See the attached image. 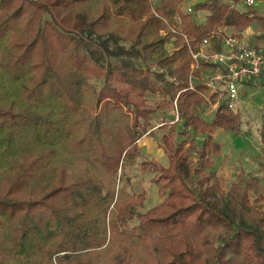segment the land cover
<instances>
[{
    "label": "trees",
    "instance_id": "obj_1",
    "mask_svg": "<svg viewBox=\"0 0 264 264\" xmlns=\"http://www.w3.org/2000/svg\"><path fill=\"white\" fill-rule=\"evenodd\" d=\"M183 1L0 0V264H264V184L216 171V131L240 134L241 113L222 98L206 118L215 66L191 69L204 39L219 50L264 16L205 0L198 22ZM158 107L182 121L169 166L142 161L163 199L140 212L121 170Z\"/></svg>",
    "mask_w": 264,
    "mask_h": 264
},
{
    "label": "rangeland",
    "instance_id": "obj_2",
    "mask_svg": "<svg viewBox=\"0 0 264 264\" xmlns=\"http://www.w3.org/2000/svg\"><path fill=\"white\" fill-rule=\"evenodd\" d=\"M196 0H186L183 10L187 12V8L193 9ZM238 10H247L251 8L259 15L264 16V0H257L253 5H248L245 2H241L236 5ZM192 16L195 20L204 22L206 13L203 11H192ZM47 16L44 17V19ZM263 21L261 19H254L249 34L246 33L244 42L247 40H253L251 37L254 34H259L264 31ZM228 33H232V28H227ZM252 32V33H250ZM264 41L259 40L262 44ZM169 49H173L172 43H167ZM117 58L112 57V62L117 63ZM100 87L101 82H96ZM252 92V90H250ZM252 92L249 95L247 92V98L240 104L238 111L241 113L242 126L241 133L236 134L233 131H216L215 141L221 148L220 155L215 158L216 171L220 176H223L226 181V188L230 186V183L237 181L238 174L245 176H255L261 183L264 184V142L261 139L260 128L264 121V92L262 91ZM254 93V94H253ZM162 96L159 94H148L147 101L149 105H153L154 102H161ZM172 110L166 111L160 107L153 114L152 125L147 129L145 135L138 142V155L134 161L127 163L122 167L121 173L129 176L131 180V186L128 191L139 195L141 192H146V197L143 201V206L137 208V211L143 212L154 206L158 205L162 201V197L158 192V186L153 183L152 179L156 173L152 171H146L143 168L142 161L149 160L154 163H159L164 167L169 166V150L164 144V139L168 135L169 124L172 120ZM206 118L212 117V110L208 108L204 113ZM181 139V138H178ZM201 139V138H200ZM259 209L264 210V201L258 205ZM136 219L130 220L133 225Z\"/></svg>",
    "mask_w": 264,
    "mask_h": 264
},
{
    "label": "built area",
    "instance_id": "obj_3",
    "mask_svg": "<svg viewBox=\"0 0 264 264\" xmlns=\"http://www.w3.org/2000/svg\"><path fill=\"white\" fill-rule=\"evenodd\" d=\"M256 1L246 0V3L253 5ZM187 11L191 12L192 8L188 7ZM220 45L219 50L212 49L210 39H204L196 51H191V69L201 66L202 63L215 66V69L205 72L203 78L209 89L205 98L210 109L217 111L221 99L225 98L230 107L236 110L244 88L264 90V49L254 48L227 31ZM190 88H193L192 84ZM212 93L217 94L213 101L210 100ZM172 111L171 123L181 122L177 108Z\"/></svg>",
    "mask_w": 264,
    "mask_h": 264
},
{
    "label": "crops",
    "instance_id": "obj_4",
    "mask_svg": "<svg viewBox=\"0 0 264 264\" xmlns=\"http://www.w3.org/2000/svg\"><path fill=\"white\" fill-rule=\"evenodd\" d=\"M203 1H205V0H196L195 2L196 3H198V2H203ZM184 3H183V6H185V4H186V0H184L183 1ZM195 3V4H196ZM206 18V17H205ZM205 20V19H204ZM197 21V20H196ZM198 22H200V21H198ZM227 28H229V27H225V30H228ZM249 30H251V26L249 27V28H247V30H246V33H248L249 32ZM250 33H252V32H250ZM249 34V33H248ZM245 38V37H244ZM205 72H207V71H205ZM250 90H252V89H249V88H244L242 91H241V93H240V100L238 101V104H237V108H236V110H238V107L240 106V104L242 103V102H244V100L247 98V94H244V92H247L249 95H251V93L252 92H255L256 93V91H254V90H252V92L250 91ZM258 91V90H257ZM262 92H264V90H262ZM254 94V93H253ZM246 97V98H245ZM219 130H221V129H219ZM219 130H217V131H219Z\"/></svg>",
    "mask_w": 264,
    "mask_h": 264
}]
</instances>
